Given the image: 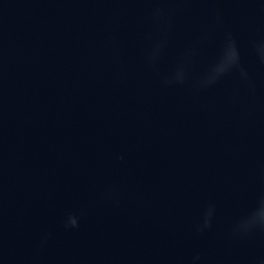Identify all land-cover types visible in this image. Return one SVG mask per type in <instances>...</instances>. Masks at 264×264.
I'll list each match as a JSON object with an SVG mask.
<instances>
[{
    "label": "water",
    "instance_id": "95a60500",
    "mask_svg": "<svg viewBox=\"0 0 264 264\" xmlns=\"http://www.w3.org/2000/svg\"><path fill=\"white\" fill-rule=\"evenodd\" d=\"M0 264H264V0H0Z\"/></svg>",
    "mask_w": 264,
    "mask_h": 264
},
{
    "label": "clouds",
    "instance_id": "9594fccd",
    "mask_svg": "<svg viewBox=\"0 0 264 264\" xmlns=\"http://www.w3.org/2000/svg\"><path fill=\"white\" fill-rule=\"evenodd\" d=\"M73 225L75 224V220L72 221Z\"/></svg>",
    "mask_w": 264,
    "mask_h": 264
}]
</instances>
